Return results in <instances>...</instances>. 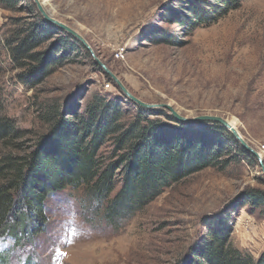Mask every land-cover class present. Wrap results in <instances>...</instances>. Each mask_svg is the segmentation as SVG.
I'll use <instances>...</instances> for the list:
<instances>
[{"label":"rangeland","instance_id":"374dc122","mask_svg":"<svg viewBox=\"0 0 264 264\" xmlns=\"http://www.w3.org/2000/svg\"><path fill=\"white\" fill-rule=\"evenodd\" d=\"M39 1L48 16L85 39L94 57L76 43L57 46L61 37H71L59 29L31 53L40 54L43 64L25 61L33 79L25 84L5 42L28 36L43 17L33 0H20L12 10L0 1V100L2 115L23 133L14 140L18 155L27 156L52 133L45 122L51 109L58 110V121L72 119L67 111L83 114L94 98H115L120 125L135 118L138 106L121 94L97 59L146 104L170 105L188 119L234 121L264 168V0H238L237 9L192 31L184 25L189 7L207 0ZM107 4L108 11L101 13ZM45 56L56 59L52 69L51 59L45 68ZM171 118L191 128L186 131L194 137L203 132L207 141L223 139L224 153L215 165L170 185L132 218L114 225L102 218V208L94 215L82 191L67 189L47 200L46 231L34 242L14 247L0 238V264H181L189 247L207 233L205 223L219 216L229 218L231 246L258 259L264 251V205L243 203L247 194L264 192L257 158L220 134L218 123ZM110 139L99 149L105 162L114 155Z\"/></svg>","mask_w":264,"mask_h":264},{"label":"trees","instance_id":"16d2710c","mask_svg":"<svg viewBox=\"0 0 264 264\" xmlns=\"http://www.w3.org/2000/svg\"><path fill=\"white\" fill-rule=\"evenodd\" d=\"M0 1L6 10H12L20 2ZM201 3L189 7L184 25L187 24L191 31L200 25L214 24L240 5L238 0ZM39 21L40 25L29 29L28 36L5 42L16 68L22 72L20 80L28 85L33 79L25 61L43 64L40 54L33 56L31 53L54 31H59L43 19ZM64 41L69 46L72 43L81 45L65 36L58 40L57 46H62ZM48 61L49 69H52L56 59L45 56V68ZM2 110L0 100V238L11 240L14 247L30 244L45 233V204L54 195L67 189L82 191L95 216L102 208L105 221L120 224L132 218L170 185L215 165L225 149L219 136H212L207 141V134L199 132L194 137L186 131L191 128L176 124L163 110L148 111L138 107L135 118L128 125H120V102L115 98L96 97L83 114L74 109L67 111L66 116H72V119L60 117L58 121V110H49L45 122L51 125L52 133L27 156H21L14 140L23 133L2 115ZM215 127L227 140H233L224 128ZM109 138L113 141L114 155L111 161L105 162L99 149ZM118 176L121 187L111 197ZM247 195L243 203L247 201L253 208L264 205L263 191ZM228 220L227 216H219L207 221V233L189 247L186 260L181 264H264V251L253 260L249 254L231 246L232 230Z\"/></svg>","mask_w":264,"mask_h":264},{"label":"water","instance_id":"95a60500","mask_svg":"<svg viewBox=\"0 0 264 264\" xmlns=\"http://www.w3.org/2000/svg\"><path fill=\"white\" fill-rule=\"evenodd\" d=\"M33 3L35 4L38 12L41 14V16L43 17L44 21L56 26L57 28L63 30L65 33H67L68 35H70L71 37H73L76 41H78L85 49H87L88 51H90V53L92 54L91 48L88 45V43L85 41V39L76 31H74L73 29H71L70 27L66 26L65 24L59 22L56 19L51 18L50 16H48L43 8V6L41 5L39 0H33ZM93 56V54H92ZM94 57V56H93ZM97 65H99L104 73L113 81V83L117 86V88L120 90V92L122 93V95L128 99L129 101H131L133 104H135L136 106L145 109V110H154V109H165L167 110L171 116H173V118H175L176 120H180L183 122H197V121H206V122H211V123H218L219 125H221L222 128H224L225 130H227L231 136L235 139V141H237L239 143V145L248 153H250L251 155L255 156L257 158V161L260 163V167H261V173L264 175V168L261 164V158L259 157V155L251 148L249 147V145L243 140V138L239 135V133L237 132V130H235L231 124L229 123V121L220 118V117H214V116H199V117H195L193 119H188L185 117L180 116L170 105L167 104H158V105H150V104H146L142 101H140L138 98H136L135 96H133L122 84V82L115 76L113 75L107 68L106 66H104L99 60L95 59Z\"/></svg>","mask_w":264,"mask_h":264},{"label":"bare ground","instance_id":"6f19581e","mask_svg":"<svg viewBox=\"0 0 264 264\" xmlns=\"http://www.w3.org/2000/svg\"><path fill=\"white\" fill-rule=\"evenodd\" d=\"M102 1H104V2H106V0H102ZM41 3V2H40ZM98 3H100V1L98 2ZM42 4V3H41ZM105 3H102V9H103V5H104ZM98 6L97 5H94V9L96 10V8H97ZM108 9H109V4H107V6H106V8L102 11L101 10V13L102 12H107L108 11ZM91 14V13H90ZM230 124H231V126L235 129V130H237V128H236V125H235V123H234V121H230L229 122ZM238 132V131H237ZM239 133V132H238ZM240 135V134H239ZM261 156V155H260ZM259 156V157H260ZM262 158V157H261Z\"/></svg>","mask_w":264,"mask_h":264}]
</instances>
